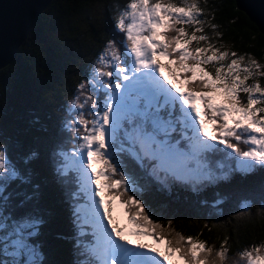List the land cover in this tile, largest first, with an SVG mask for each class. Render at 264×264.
<instances>
[{"label": "snow or ice", "instance_id": "obj_1", "mask_svg": "<svg viewBox=\"0 0 264 264\" xmlns=\"http://www.w3.org/2000/svg\"><path fill=\"white\" fill-rule=\"evenodd\" d=\"M213 18L199 0H127L66 96L0 126V264H53L54 210L67 221L56 239L69 264H228L229 235L218 249L170 235L149 199L212 189L215 199L200 200L208 220L223 215L221 185L264 175V64L226 46ZM258 191L238 197L228 223L264 230V179ZM237 255L264 264V239Z\"/></svg>", "mask_w": 264, "mask_h": 264}, {"label": "trees", "instance_id": "obj_2", "mask_svg": "<svg viewBox=\"0 0 264 264\" xmlns=\"http://www.w3.org/2000/svg\"><path fill=\"white\" fill-rule=\"evenodd\" d=\"M126 3L127 0H50L19 45L14 58L0 68V126H22L30 119L29 109L37 102L54 105L66 96L74 82L82 77L87 63L97 54L102 37L111 33L115 8ZM199 3L214 17L212 23L219 26L218 31L226 46L237 53H250L264 64V34L237 9L235 0H199ZM106 5L113 6L112 11L101 7ZM205 32L212 35L207 28ZM261 83L264 84V78ZM241 98L244 99L243 94ZM239 146L245 147L242 143ZM262 179L264 175L259 173L243 178L237 175L230 184L221 185L220 197L227 196L222 205L223 215L217 217L213 213V218L208 220L205 214L209 208L201 206L200 200L215 199L212 189L200 196L178 188H174L171 194L153 191L149 193V199L164 211L158 221L163 224L164 232L171 228L170 235L198 236L217 249L220 239L227 234L230 236L227 255L234 258L252 241L259 243L264 239V230L258 225L235 219L228 223L237 210L239 196H251L253 201L259 199L258 186ZM255 208L253 203L252 210ZM217 218L223 223H217ZM168 220H172L170 226H167ZM237 224L239 227L233 231ZM66 231L65 216L54 210L45 228L53 264H69L72 259L69 245L56 239L58 233ZM241 262L246 264L241 257L236 264Z\"/></svg>", "mask_w": 264, "mask_h": 264}, {"label": "water", "instance_id": "obj_3", "mask_svg": "<svg viewBox=\"0 0 264 264\" xmlns=\"http://www.w3.org/2000/svg\"><path fill=\"white\" fill-rule=\"evenodd\" d=\"M50 0H0V68L15 56L29 29ZM264 34V0H235Z\"/></svg>", "mask_w": 264, "mask_h": 264}, {"label": "rangeland", "instance_id": "obj_4", "mask_svg": "<svg viewBox=\"0 0 264 264\" xmlns=\"http://www.w3.org/2000/svg\"><path fill=\"white\" fill-rule=\"evenodd\" d=\"M26 37V36H25ZM114 215L117 217V219H118V217H120V212H117V209L114 211ZM124 222V220H121V221H119L118 223H120V226L121 227H125L126 228V231H127V228H128V225H126L125 224V222ZM160 225H161V227H163L162 225L163 224H161L160 223ZM164 228V227H163ZM166 232H168V230L166 231ZM148 242H150V241H148ZM228 256V255H227ZM239 256L237 257V256H235L234 258H231L230 256H228V264H233V262H235V264H236V262H238L239 261ZM241 264H243L242 262H241Z\"/></svg>", "mask_w": 264, "mask_h": 264}, {"label": "bare ground", "instance_id": "obj_5", "mask_svg": "<svg viewBox=\"0 0 264 264\" xmlns=\"http://www.w3.org/2000/svg\"><path fill=\"white\" fill-rule=\"evenodd\" d=\"M126 229V228H125Z\"/></svg>", "mask_w": 264, "mask_h": 264}]
</instances>
